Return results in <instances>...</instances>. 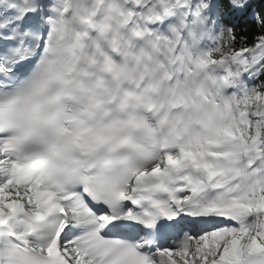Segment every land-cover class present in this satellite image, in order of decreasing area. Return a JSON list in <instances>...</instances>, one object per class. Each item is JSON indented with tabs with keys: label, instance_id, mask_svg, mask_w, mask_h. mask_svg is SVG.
I'll use <instances>...</instances> for the list:
<instances>
[{
	"label": "snow or ice",
	"instance_id": "snow-or-ice-1",
	"mask_svg": "<svg viewBox=\"0 0 264 264\" xmlns=\"http://www.w3.org/2000/svg\"><path fill=\"white\" fill-rule=\"evenodd\" d=\"M0 264H264V0H0Z\"/></svg>",
	"mask_w": 264,
	"mask_h": 264
}]
</instances>
